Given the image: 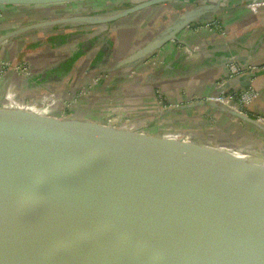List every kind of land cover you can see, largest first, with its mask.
I'll return each mask as SVG.
<instances>
[{
    "label": "water",
    "instance_id": "water-1",
    "mask_svg": "<svg viewBox=\"0 0 264 264\" xmlns=\"http://www.w3.org/2000/svg\"><path fill=\"white\" fill-rule=\"evenodd\" d=\"M83 1L0 0V6ZM129 1L112 14L27 27L107 24L166 1L199 2L124 59L147 63L179 41L180 30L216 17L225 3ZM256 77L246 74L225 87L255 88ZM209 103L264 130L248 114ZM4 115L0 109V264H264V150L183 139L144 142L131 129L108 125L109 145L102 134L87 143L71 118L23 112L9 124ZM24 119L35 121L26 122L35 129L22 130Z\"/></svg>",
    "mask_w": 264,
    "mask_h": 264
},
{
    "label": "crops",
    "instance_id": "crops-1",
    "mask_svg": "<svg viewBox=\"0 0 264 264\" xmlns=\"http://www.w3.org/2000/svg\"><path fill=\"white\" fill-rule=\"evenodd\" d=\"M126 1L4 7L0 36L17 32L2 39L0 54L34 63L24 75L13 70L0 74V109L7 122L16 124L14 114L23 112L33 115L30 118H71L87 143L102 134L108 137L102 143L109 145L108 125L131 129L144 142L152 137L171 145L187 137L197 144L264 150V130L201 100L221 90L227 62L237 57L259 66L254 73L258 96L250 109L264 113V0H225L216 14L222 33L190 26L180 30L179 41L157 52L155 67L124 59L199 2L166 1L107 24L69 21L27 27L58 18L112 14L132 5L128 0L130 5L124 6ZM23 121L22 130L35 129L28 125L35 121Z\"/></svg>",
    "mask_w": 264,
    "mask_h": 264
},
{
    "label": "built area",
    "instance_id": "built-area-1",
    "mask_svg": "<svg viewBox=\"0 0 264 264\" xmlns=\"http://www.w3.org/2000/svg\"><path fill=\"white\" fill-rule=\"evenodd\" d=\"M2 10L3 8L0 6V16H2ZM191 27H195V29H201V28H210L218 33H222V21L220 16L213 17L211 19L207 20H202L197 23H193L190 25ZM155 56L152 58H149L147 63L151 64H156L155 62ZM157 60V59H156ZM8 70H13L20 75H24L27 72V68L25 64H16L15 62H4L2 63V67L0 70V74H4ZM257 70H259V67L256 64L253 63H244L241 64L237 61H231L226 65V71L224 73L223 77V85L221 86V90H219L215 94H207L202 96L201 100L206 101V102H216L222 106H226L232 110L239 111L243 114H248L250 116H253L256 120L259 122L264 120V115H258L253 112L250 109L252 103L254 102L255 98L257 97V92L254 87L252 86H247L246 88H239L237 86L227 88L225 87V84L230 82L231 80L246 75L250 74L253 75ZM99 76L97 78H100ZM106 78V77H103ZM81 91V90H80ZM82 93V91H81ZM158 94V98L162 97L160 92H155ZM199 97V96H198ZM183 140H188L187 137H183Z\"/></svg>",
    "mask_w": 264,
    "mask_h": 264
},
{
    "label": "rangeland",
    "instance_id": "rangeland-1",
    "mask_svg": "<svg viewBox=\"0 0 264 264\" xmlns=\"http://www.w3.org/2000/svg\"><path fill=\"white\" fill-rule=\"evenodd\" d=\"M2 17H3V11H2V16H0V19ZM19 56H18V58H16V60H14V59L13 60L12 59L9 60L8 58H6V57H4L3 55L0 54V70H1V67H2V63L7 62V61L8 62H15L16 64H19L21 62V64H25L26 68L32 66V64H30V63H33V60L29 61L28 58H23V57H21V56L19 57ZM103 76H105V75H103Z\"/></svg>",
    "mask_w": 264,
    "mask_h": 264
},
{
    "label": "trees",
    "instance_id": "trees-1",
    "mask_svg": "<svg viewBox=\"0 0 264 264\" xmlns=\"http://www.w3.org/2000/svg\"><path fill=\"white\" fill-rule=\"evenodd\" d=\"M127 1H128V0H127ZM127 1L123 4L124 6H125V5H126V6L130 5V3H128Z\"/></svg>",
    "mask_w": 264,
    "mask_h": 264
}]
</instances>
